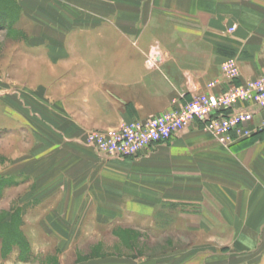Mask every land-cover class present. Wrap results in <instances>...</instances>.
Returning a JSON list of instances; mask_svg holds the SVG:
<instances>
[{
    "label": "crops",
    "instance_id": "obj_1",
    "mask_svg": "<svg viewBox=\"0 0 264 264\" xmlns=\"http://www.w3.org/2000/svg\"><path fill=\"white\" fill-rule=\"evenodd\" d=\"M228 61L237 84L264 73V0H0V131L32 205L138 239L78 264H264V133L227 147L191 127L125 160L84 143L223 92Z\"/></svg>",
    "mask_w": 264,
    "mask_h": 264
},
{
    "label": "rangeland",
    "instance_id": "obj_2",
    "mask_svg": "<svg viewBox=\"0 0 264 264\" xmlns=\"http://www.w3.org/2000/svg\"><path fill=\"white\" fill-rule=\"evenodd\" d=\"M7 8L2 7L5 11ZM40 19L35 17V23ZM11 37L9 34L5 40ZM152 65L156 67L155 62ZM16 147L9 132L0 131V264H78L90 257L121 252L122 242H138L135 233L122 231L123 224H99V229L93 231V224L78 228L79 224L50 221L59 218L54 213L57 211H53L55 216H46L43 209L50 211L49 207L32 205H38L39 200L28 196L26 182L30 176L26 175V161L11 154ZM151 235L147 233L148 246L154 243ZM120 236L124 238L118 239Z\"/></svg>",
    "mask_w": 264,
    "mask_h": 264
},
{
    "label": "built area",
    "instance_id": "obj_3",
    "mask_svg": "<svg viewBox=\"0 0 264 264\" xmlns=\"http://www.w3.org/2000/svg\"><path fill=\"white\" fill-rule=\"evenodd\" d=\"M153 50L151 60L157 62ZM240 70L234 61L221 66L220 93L196 94L184 105L148 119L122 123L111 132L91 131L84 143L101 156L115 160L139 159L157 144L168 142L191 127L211 134L223 146L252 138L264 130V73L237 84ZM257 116L259 120L256 121Z\"/></svg>",
    "mask_w": 264,
    "mask_h": 264
},
{
    "label": "trees",
    "instance_id": "obj_4",
    "mask_svg": "<svg viewBox=\"0 0 264 264\" xmlns=\"http://www.w3.org/2000/svg\"><path fill=\"white\" fill-rule=\"evenodd\" d=\"M3 5H5V4H3ZM3 11H5L4 9H3ZM4 13V12H3ZM5 15V14H4Z\"/></svg>",
    "mask_w": 264,
    "mask_h": 264
}]
</instances>
